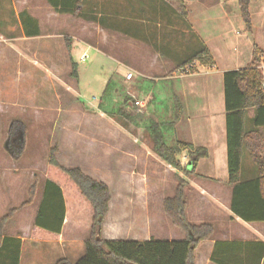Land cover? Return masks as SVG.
<instances>
[{
	"label": "crops",
	"instance_id": "obj_1",
	"mask_svg": "<svg viewBox=\"0 0 264 264\" xmlns=\"http://www.w3.org/2000/svg\"><path fill=\"white\" fill-rule=\"evenodd\" d=\"M185 2L189 13L187 20L191 28L161 0H90L85 5L87 14H81L79 17L59 12L47 0H0V25L9 26L6 37L0 32V116L7 109L27 107L35 109V114L38 115L41 101L40 70L43 68L47 71V75L42 77V83L49 82V72L54 73L51 66H57L56 59H63L64 68L69 70L70 62H75L74 53L79 46L93 43L101 52L112 55L111 58L115 55L124 58L125 63H122V66L134 74V78L128 81L134 86L133 91L138 92V88L145 96L153 93L149 103L150 110L160 116L159 122L165 126L167 143L173 145L177 141H184L208 150V156L199 161L196 174L188 178L187 215L194 224H214L213 238L201 242L196 249L195 264H216L211 260L216 240H264L263 222H246L231 210L232 188L228 184L224 90V73L250 64L254 45L263 50L264 73V46L261 48L260 43L253 39L255 17L264 21V0H254L250 4L253 21L251 30L247 29L242 18L239 0ZM24 10H28L38 19L40 35L29 37L25 34L20 19V13ZM237 21L249 34L247 38L238 39L223 32L218 33L217 27ZM89 24L96 27L95 41L92 42L86 38ZM233 38L236 40H232ZM202 42L210 49L214 65L204 66L196 63L197 68L192 76L185 79L178 76L167 77L164 84L167 94L156 96L152 85L157 81L161 82L160 78L163 76L179 71V64L198 50ZM123 52H126L127 56L123 57ZM84 54L86 52L82 55ZM75 63L78 66V63ZM140 78L147 81L139 80ZM51 88L52 90L47 85L48 92H53L54 88ZM78 90L80 91L79 88ZM177 97L183 104V114L180 118H177L176 114ZM254 117V110H249L245 116V122L250 123L248 126L251 128ZM256 174L257 168L242 163L241 179H251ZM102 180L108 183L105 179ZM177 185L178 183L176 187ZM164 199L155 210L149 203L145 204L142 228L147 230L135 231L140 234L139 239H124L115 237L114 233L107 229L114 212L112 195L110 210L103 225V238L142 241L153 238V227L160 229L164 225V221L161 222L165 213ZM113 220L115 225L123 222L124 217L115 214ZM67 224L68 219L61 236L48 242L63 245L66 241L77 242L67 240ZM21 229L7 234L21 237L24 245L23 236L31 230ZM83 244L84 248L80 251L82 255L86 251L85 239ZM61 259L76 262L67 257Z\"/></svg>",
	"mask_w": 264,
	"mask_h": 264
},
{
	"label": "rangeland",
	"instance_id": "obj_2",
	"mask_svg": "<svg viewBox=\"0 0 264 264\" xmlns=\"http://www.w3.org/2000/svg\"><path fill=\"white\" fill-rule=\"evenodd\" d=\"M217 30L218 33L223 32L238 39L249 36L238 21L232 24L224 23L220 28L217 27ZM8 31L9 26L0 25V32L4 33L5 37ZM95 32V25L89 24L86 38L91 42L95 41ZM254 33L253 39L260 43L262 48L263 19L255 17ZM67 44L69 45L68 41ZM256 46H253V52ZM98 49L93 43L77 48L74 53L75 62L78 63L76 75H72L73 63L70 62L68 70L64 68L63 59H56L57 66H51L54 73L49 72V82L42 83V77L47 75V71L41 67L44 72L40 70L41 101L38 115L35 114V109L27 107L10 108L0 116V217L8 215L12 208L21 207L30 198L31 186L36 181L39 184V191L33 202L20 208L5 227L6 233L10 234L20 228L31 230L23 236L25 244L20 264H56L64 257L74 262L82 255L80 251L84 248V239L89 235L87 225L78 226L75 219L68 216L65 229L67 240L77 242L66 241L63 245L48 242L52 239L41 242L43 240L31 238L34 219L43 197L50 151L54 147L57 148L56 156L62 165L81 167L92 177L108 181L113 195L114 212L111 214L107 229L111 230L115 237L139 239L140 234H136L135 231L147 230L142 228L145 204L149 203L155 210L160 206L162 199L175 193L178 183L177 170L153 153L152 142L146 133L149 122L151 120L159 122L160 119L157 112L150 110L149 103L153 93L145 96L138 88V92L133 91L134 86L128 81L134 78V74L122 66V63H125L124 58L116 55L111 58L112 55ZM84 52L88 57L82 60L80 57ZM123 55L127 56L126 52H123ZM128 73L133 74L131 79L127 78ZM194 74H186L182 69L175 74L170 73L163 76V80L160 78L161 82L157 81L154 86L152 85L154 87L152 91L156 96H165L167 91L164 84L167 77L178 76L185 79ZM109 80H112V85L114 84L113 103L119 107L123 105L126 97H130L125 108L131 115L139 116L138 124L128 121L126 126H122L117 115H110L104 108L99 107ZM47 85L51 90V87L54 88L53 92L47 91ZM136 100L143 102L144 106L136 105ZM16 119L24 121L27 125L25 149L18 157L9 147L6 148L10 140V124ZM248 124L250 123H247V128L250 129ZM178 158L183 163L186 162V151H182ZM242 163L256 168L246 149L243 151ZM115 214L122 215L124 221L114 225ZM163 214L161 222L164 221V225L160 229L153 227L151 232L153 238H184V232L177 228L165 213Z\"/></svg>",
	"mask_w": 264,
	"mask_h": 264
},
{
	"label": "trees",
	"instance_id": "obj_3",
	"mask_svg": "<svg viewBox=\"0 0 264 264\" xmlns=\"http://www.w3.org/2000/svg\"><path fill=\"white\" fill-rule=\"evenodd\" d=\"M61 13L79 17L86 15L85 5L90 0H47ZM182 17L189 28L188 9L185 0H161ZM254 0H239L242 18L247 29L253 28L250 4ZM1 10V8H0ZM25 34L29 37L41 34L38 19L28 10L20 13ZM90 19V18H89ZM67 41L68 38H67ZM263 50L258 46L253 52V59L247 66L224 73L225 105L227 113L228 138V184L232 188L231 210L234 215L246 222L264 223V73L262 69ZM210 49L202 42L198 50L179 64L180 69L190 64L214 65ZM195 69L192 71H196ZM77 64L73 62L72 75H76ZM112 82L109 80L99 107L110 115H117L126 126L128 121L138 124V115L127 112L125 105L116 107L113 103ZM114 90V89H113ZM109 101H108V100ZM176 114H183V104L176 98ZM254 110L253 127L248 129L245 116ZM146 133L152 142V150L165 163L177 170L178 185L172 196L163 202L165 214L172 223L181 229L182 239L149 240H107L103 238V225L107 219L112 199L111 187L102 180L87 174L81 167H66L56 156L57 148L50 151L48 173L44 181L43 197L34 221L31 238L35 240L57 239L61 236L68 216L75 219L78 226L89 227L85 238L86 251L75 263L61 259L56 264H195L196 249L201 242L212 239L215 226L212 223H192L187 215L188 202L186 189L188 178L196 174L199 161L208 156V150L202 146L177 141L168 144L165 126L151 120L146 126ZM23 135L19 146L13 139ZM27 125L20 119L13 120L9 128L8 147L16 157L25 149ZM11 142V143H10ZM249 152L256 164L257 174L251 179H241L243 151ZM186 151L187 160L182 162L178 155ZM39 189L38 181L30 188V198L19 208H12L8 215L0 217V264H20L23 239L6 233L7 222L22 207L33 202ZM264 240H216L211 260L216 264H263Z\"/></svg>",
	"mask_w": 264,
	"mask_h": 264
},
{
	"label": "built area",
	"instance_id": "obj_4",
	"mask_svg": "<svg viewBox=\"0 0 264 264\" xmlns=\"http://www.w3.org/2000/svg\"><path fill=\"white\" fill-rule=\"evenodd\" d=\"M86 54H84V55H82V60H85L86 59ZM195 66H196V64H190V65H188L186 68H185V70H183L182 69V71H184L186 74H192L193 73V69H195ZM132 76H133V74L132 73H128V75H127V78L128 79H131L132 78ZM136 105H140L141 107H143L144 106V103L143 102H140V101H138V100H136Z\"/></svg>",
	"mask_w": 264,
	"mask_h": 264
},
{
	"label": "water",
	"instance_id": "obj_5",
	"mask_svg": "<svg viewBox=\"0 0 264 264\" xmlns=\"http://www.w3.org/2000/svg\"><path fill=\"white\" fill-rule=\"evenodd\" d=\"M22 141L23 140V135L22 134H18L13 141ZM7 145V144H6ZM6 148H8V146H6ZM63 264H67V263H63Z\"/></svg>",
	"mask_w": 264,
	"mask_h": 264
},
{
	"label": "flooded vegetation",
	"instance_id": "obj_6",
	"mask_svg": "<svg viewBox=\"0 0 264 264\" xmlns=\"http://www.w3.org/2000/svg\"><path fill=\"white\" fill-rule=\"evenodd\" d=\"M13 144H15V145H18V146H19V144H20V141L18 140L16 143H13Z\"/></svg>",
	"mask_w": 264,
	"mask_h": 264
}]
</instances>
